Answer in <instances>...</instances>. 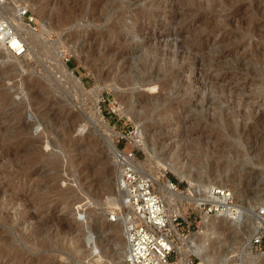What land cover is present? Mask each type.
Listing matches in <instances>:
<instances>
[{"label": "rangeland", "instance_id": "1", "mask_svg": "<svg viewBox=\"0 0 264 264\" xmlns=\"http://www.w3.org/2000/svg\"><path fill=\"white\" fill-rule=\"evenodd\" d=\"M18 16L34 38L17 28L14 60L0 44V264H125L109 138L138 140L162 184L177 177L167 163L231 189L252 212L203 216L191 234L213 223L207 253L264 264L250 242L264 225V0H0Z\"/></svg>", "mask_w": 264, "mask_h": 264}, {"label": "built area", "instance_id": "2", "mask_svg": "<svg viewBox=\"0 0 264 264\" xmlns=\"http://www.w3.org/2000/svg\"><path fill=\"white\" fill-rule=\"evenodd\" d=\"M18 12L24 22L30 25L32 17L28 16V10L22 7ZM0 40L12 56L23 55L24 43L1 18ZM130 144L129 149H121L115 145L113 161L119 170L115 185L122 207L115 209L113 214L108 213L107 218L121 222L123 238L127 245L124 257L126 264H175L177 235L185 236L191 232L190 229L201 221L203 215L218 216L222 210L226 212V209L236 214V211H239L235 208L238 203L229 189H212L211 183L203 182L201 179H194L188 183L183 178L175 177V181L168 179L167 186L171 191L180 194L179 206L186 205L185 214H180L176 209L170 214L167 213L165 201L154 191L151 180L135 167L137 158L133 149L139 146V141H132ZM181 183L185 186L180 187ZM188 187L193 194L186 193ZM215 195L217 198H214ZM218 196L223 197L224 201L218 199ZM184 197L193 202H187ZM188 210L194 214V218L190 219ZM256 215L264 216V208L258 209ZM250 242L255 246H264L263 228L254 233Z\"/></svg>", "mask_w": 264, "mask_h": 264}, {"label": "bare ground", "instance_id": "3", "mask_svg": "<svg viewBox=\"0 0 264 264\" xmlns=\"http://www.w3.org/2000/svg\"><path fill=\"white\" fill-rule=\"evenodd\" d=\"M20 15V14H19ZM19 17V16H18ZM20 17H22L20 15ZM20 17L18 18L19 21H18V25L17 27L12 23L10 22V20L8 19H5V18H1L3 20L6 21L7 25L9 28H12V30L14 31V33L16 34L17 37L20 38V41L24 43L25 45V51H26V48H27V44H26V41L22 38L20 32L18 29H23L24 31L23 32H26V34H28L31 39L34 38V35L32 36L30 34V32L28 30H26L29 25H27L25 22V24L28 26H25L22 22V20L20 19ZM23 19V18H22ZM24 21V20H23ZM27 27V28H26ZM18 28V29H17ZM36 38V37H35ZM14 42V41H12ZM0 44L3 45L5 47V52L6 54L11 58V59H16L17 57H14L12 56L9 51H8V48L6 47V45L3 44V41L0 40ZM24 51V53H25ZM23 53V54H24ZM12 56V57H11ZM121 58V57H120ZM123 66V65H122ZM121 68V66L119 67ZM104 73V72H103ZM69 124V123H68ZM77 123H75L76 125ZM106 142V145L108 147V150L110 151L111 155L114 157V154L116 153V147L114 146L112 140L109 138V139H105L104 140ZM118 168V165L116 166ZM135 167L138 169L139 172L142 171V168L138 165L137 163V159L135 161ZM143 167V166H142ZM162 168L164 171H167L169 170L170 172H172L174 175H176L178 178L180 179H185L188 183H191L193 181V179L191 178V175L190 174H187V173H184V171L182 170V166H175V165H172V164H167V163H164L162 164ZM142 173V172H141ZM119 175V170H118V174H117V177ZM116 177V178H117ZM147 177L151 180L152 182V185H157L158 188L162 191L163 193V197L164 199L166 200V202L169 204L168 206H170V208L174 207V210L176 209L180 214L184 215L185 212V206L186 205H181V207L179 206V199H181V196L180 194H178V192H175V191H171L169 188H168V181L165 183V184H162L160 181H159V177L158 176H154V175H147ZM116 181V180H115ZM214 188H218V189H227V188H221V187H213L212 189ZM97 189L95 192V194H98V188H95ZM153 189H154V186H153ZM189 189V187L187 188ZM93 190V189H92ZM230 192L232 193V190L229 189ZM155 191V190H154ZM186 193H191L193 194L190 190H188V192ZM161 194V193H160ZM230 194V193H229ZM233 195V193H232ZM161 196V195H160ZM185 200L187 202H193V200L189 199L188 197H184ZM187 198V199H186ZM214 198H217V195L214 196ZM218 199L224 201V198L221 197V196H218ZM164 200V201H165ZM110 203L108 202L109 206H114V207H119L118 203L120 205H122V202L120 200V197L118 195V192H117V195L115 198L109 200ZM165 202V204H166ZM117 205V206H116ZM167 206H166V212L167 213H172L174 212V210L170 211L169 209L167 210ZM235 208H238L239 211H236V214H238L239 212V215L240 216H236L235 214H233V212H229L227 211L226 209V212H224L223 210L218 214V217H224L225 220H233L235 222H239L238 220L241 218V216L243 215H248L250 212H252L253 208L252 207H248V208H245L243 206H240V205H237L235 206ZM118 209V208H116ZM120 209V208H119ZM245 211V212H243ZM114 213V211L112 212V214ZM235 213V212H234ZM205 216V218H209L207 216H212V215H203ZM202 216V217H203ZM202 220V219H201ZM109 224H112V222H116V225L117 226V229L120 230L119 234H121L123 236V232H122V227H121V222L119 220L115 221H111V220H108ZM111 222V223H110ZM205 222V220H204ZM210 225H214L213 223L211 224H204L201 228V231L199 233H193L191 234V232H189L187 235L185 236H180V235H177V246H178V249L176 251V262L175 264L177 263H180V264H192V262L190 263L189 260L187 261V256L189 254L195 256L198 260H199V264H228L229 261H231L233 258L230 257L229 255H224L222 257H215V255H212L210 253H207L205 250V246H204V243L202 241V239L200 238V236H202L203 234H206L208 231L212 230L211 228H209ZM43 227V225H42ZM259 227L260 228H264V225L262 223L259 222ZM42 236V235H41ZM50 236V235H49ZM43 238V236H42ZM41 238V239H42ZM48 239V238H47ZM76 239V238H75ZM124 240V238H123ZM88 245V244H87ZM124 249H123V252L121 253V257L124 259L125 257V254H126V249H127V245H126V242L124 240ZM90 246V245H89ZM92 250V249H91ZM88 253V252H87ZM92 253V252H91ZM93 254V253H92ZM92 254H84L85 257L87 258H91L90 255ZM93 256V255H92ZM96 256V255H95ZM109 257V256H108ZM98 261V260H97ZM124 261V260H123ZM125 263V261L123 262ZM126 264V263H125Z\"/></svg>", "mask_w": 264, "mask_h": 264}, {"label": "water", "instance_id": "4", "mask_svg": "<svg viewBox=\"0 0 264 264\" xmlns=\"http://www.w3.org/2000/svg\"><path fill=\"white\" fill-rule=\"evenodd\" d=\"M104 145H105V142H104ZM122 260H124V259H122Z\"/></svg>", "mask_w": 264, "mask_h": 264}]
</instances>
